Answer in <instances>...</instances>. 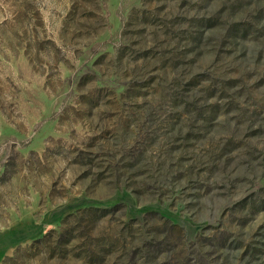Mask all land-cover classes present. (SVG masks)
Segmentation results:
<instances>
[{"label":"rangeland","instance_id":"obj_1","mask_svg":"<svg viewBox=\"0 0 264 264\" xmlns=\"http://www.w3.org/2000/svg\"><path fill=\"white\" fill-rule=\"evenodd\" d=\"M0 264H264V0H0Z\"/></svg>","mask_w":264,"mask_h":264}]
</instances>
